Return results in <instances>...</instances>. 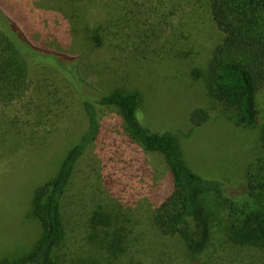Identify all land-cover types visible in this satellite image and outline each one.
Segmentation results:
<instances>
[{
    "label": "rangeland",
    "instance_id": "374dc122",
    "mask_svg": "<svg viewBox=\"0 0 264 264\" xmlns=\"http://www.w3.org/2000/svg\"><path fill=\"white\" fill-rule=\"evenodd\" d=\"M64 15L55 0H0V27L14 34L15 40L27 37L40 49L47 46L80 58L74 60L75 71L90 88L86 93L91 97L114 92L138 95V116L146 128L173 135L183 161L194 173L223 181L232 194L244 197L246 169L262 153L261 129L235 127L226 118V108L210 98L205 81L192 76L196 69L206 71L212 49L221 40L206 13L190 21L194 26L190 31H177L176 22L160 19L157 40L136 43L127 41V36L120 50L99 49L86 41L82 31L71 39V22ZM23 46L36 61L42 60L39 51ZM41 66L34 72L27 97L0 107V260L29 253L41 237V225L30 211L33 191L55 175L66 151L87 127L75 88L58 68ZM262 100L264 123V93ZM196 109L210 114L202 127L191 122ZM102 120L105 132L79 163L64 199L65 236L60 251L67 260L91 249L87 213L114 201L146 219L155 205L156 189H167L169 184L164 157L130 139L119 110H105ZM106 178L115 195L107 190ZM167 245H172L165 252L167 260L190 264L187 256L176 253L180 249L173 242ZM202 261L239 264L222 254L205 255Z\"/></svg>",
    "mask_w": 264,
    "mask_h": 264
},
{
    "label": "trees",
    "instance_id": "16d2710c",
    "mask_svg": "<svg viewBox=\"0 0 264 264\" xmlns=\"http://www.w3.org/2000/svg\"><path fill=\"white\" fill-rule=\"evenodd\" d=\"M55 2L71 22V39L73 33L82 31L88 43L105 50H120L127 36V41L134 39L136 43L157 40L160 19L176 22L177 31H190L194 29L190 21L206 13L221 40L212 49L206 71L196 69L192 76L205 81L210 98L226 108V118L235 127L261 129L262 153L248 165L244 197L239 199L223 181L194 173L183 161L173 135L153 133L141 123L138 95L114 92L91 97L86 93L90 88L75 71L77 56L57 53L47 46L40 49L27 37L15 40L14 34L0 27V107L22 102L35 70L42 65L58 68L75 88L87 119L86 131L66 151L55 175L33 191L30 211L41 225V237L29 253L5 257L0 264H172L166 259L165 252L172 246L168 242H173L180 249L176 253L187 256L190 264H205V255L217 254L239 264H264V0ZM24 44L39 51L42 60L36 61L25 52ZM107 109L120 111L130 139L164 157L170 170L169 184L167 189H156V202L146 219L137 217L127 204L124 207L114 201L87 213L91 249L67 260L60 251L65 236L64 199L79 163L105 132L102 118ZM190 119L202 127L210 114L196 109ZM104 183L115 195L108 178Z\"/></svg>",
    "mask_w": 264,
    "mask_h": 264
}]
</instances>
